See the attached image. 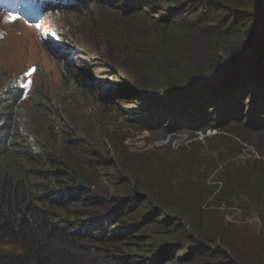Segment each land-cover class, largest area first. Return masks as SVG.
I'll list each match as a JSON object with an SVG mask.
<instances>
[{
    "label": "trees",
    "instance_id": "obj_1",
    "mask_svg": "<svg viewBox=\"0 0 264 264\" xmlns=\"http://www.w3.org/2000/svg\"><path fill=\"white\" fill-rule=\"evenodd\" d=\"M53 1L62 10L79 2L13 0L0 9L26 4L33 18ZM108 6L119 11L118 24L106 34L107 47L91 55L104 77L131 87L130 107L181 136L214 127L221 133L205 145L141 151H129L122 139L111 161L125 176L122 189L114 188L121 195L107 198L85 181L84 164L72 168L59 157L46 86L27 97L29 88L0 74V264H264V161L242 158L237 144L222 151L223 133L248 143L250 132L264 134V89L246 90V80L264 78V0H108ZM67 68L65 83L74 87L76 67ZM141 118L133 122L142 131ZM231 126L239 132L227 131ZM111 200L130 209L107 216ZM142 208L150 216L140 210L131 227ZM231 210L240 212L233 222Z\"/></svg>",
    "mask_w": 264,
    "mask_h": 264
},
{
    "label": "rangeland",
    "instance_id": "obj_2",
    "mask_svg": "<svg viewBox=\"0 0 264 264\" xmlns=\"http://www.w3.org/2000/svg\"><path fill=\"white\" fill-rule=\"evenodd\" d=\"M81 1L83 0L70 7L75 10L69 8L62 10V6L56 5L55 1L49 6L44 3L43 7H50L49 11L45 15H35L33 18L26 9V4L19 10L1 8L0 74L10 83L17 82L29 88L27 97H30L39 85L46 86L51 96L52 108L56 111L52 121L55 124L54 136L59 157L72 168L79 162L84 164L83 169L87 175L85 181L94 185L101 196L115 198L121 194L119 195L114 188L122 189L123 183H119V179H125V176L117 175L116 165L111 161L113 155L121 152L122 139H125L124 146L129 151H141L167 144L175 148L192 143L205 145L208 139L220 135L221 131L214 127L206 134L198 133L193 136L191 133H185L181 136L169 126L165 130L164 126L155 120L147 121L146 113L141 112L140 108L139 110L131 108L133 105L131 87L124 81L118 84L104 77L101 73L103 69L94 62L91 55L92 51L97 52L107 47L106 34L118 24L119 11L108 6V0L97 2L84 0L87 3ZM0 5L12 7L15 4L3 0ZM106 6L108 8H105ZM77 10L79 15L76 14ZM92 22H95L98 30L93 29ZM247 23L248 21L245 25ZM252 26L251 23L247 30L250 31ZM249 31L246 36H250ZM57 39L65 44L66 51ZM259 61L264 59L261 57ZM69 65L76 67L72 69L78 78V83H75L74 87H69L65 83L66 77L70 74L67 68ZM247 81L249 80H246L248 85L246 90L250 95L264 89L262 75L253 77L249 83ZM118 85L122 87L118 88ZM193 95L191 99H194ZM256 97L254 96L252 102L248 103L247 109L252 105L251 111H254ZM25 106L23 104V107ZM134 116L143 117L141 125L146 129L141 131L135 127L137 124L133 122ZM150 126L154 129H150ZM227 131L239 132L234 126L229 127ZM225 134L223 133L227 145L222 151L227 149L229 144L231 146L237 144L241 148L242 158L246 159L247 156L248 159L264 161V134L250 132L247 135L249 143L239 138V134L233 136ZM45 137L47 136L44 135L42 139ZM30 143L35 152L40 153L41 149L36 140L30 138ZM217 144L220 145L219 142ZM107 207L109 208L107 216L111 212L116 214L117 210L123 209L122 205H116L114 200H111ZM129 209L130 206H127L122 211ZM142 209H137L134 213L135 220L130 223L131 227L137 225L134 223L139 221L140 210L143 217L147 213L144 219L150 216L149 209ZM228 214L227 220L233 222L239 218L240 212L231 210ZM254 222L247 220L249 224ZM153 231L162 230L153 228Z\"/></svg>",
    "mask_w": 264,
    "mask_h": 264
},
{
    "label": "bare ground",
    "instance_id": "obj_3",
    "mask_svg": "<svg viewBox=\"0 0 264 264\" xmlns=\"http://www.w3.org/2000/svg\"><path fill=\"white\" fill-rule=\"evenodd\" d=\"M10 3H13V0H10Z\"/></svg>",
    "mask_w": 264,
    "mask_h": 264
},
{
    "label": "snow or ice",
    "instance_id": "obj_4",
    "mask_svg": "<svg viewBox=\"0 0 264 264\" xmlns=\"http://www.w3.org/2000/svg\"><path fill=\"white\" fill-rule=\"evenodd\" d=\"M32 71H34V69Z\"/></svg>",
    "mask_w": 264,
    "mask_h": 264
},
{
    "label": "water",
    "instance_id": "obj_5",
    "mask_svg": "<svg viewBox=\"0 0 264 264\" xmlns=\"http://www.w3.org/2000/svg\"><path fill=\"white\" fill-rule=\"evenodd\" d=\"M256 48H258V47H256ZM256 48H255V49H256Z\"/></svg>",
    "mask_w": 264,
    "mask_h": 264
},
{
    "label": "clouds",
    "instance_id": "obj_6",
    "mask_svg": "<svg viewBox=\"0 0 264 264\" xmlns=\"http://www.w3.org/2000/svg\"><path fill=\"white\" fill-rule=\"evenodd\" d=\"M23 85V84H22Z\"/></svg>",
    "mask_w": 264,
    "mask_h": 264
}]
</instances>
